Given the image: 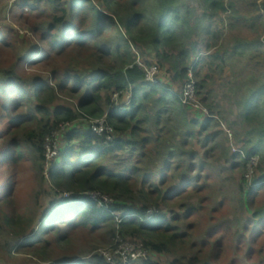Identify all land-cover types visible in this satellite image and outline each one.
<instances>
[{
  "label": "trees",
  "instance_id": "trees-1",
  "mask_svg": "<svg viewBox=\"0 0 264 264\" xmlns=\"http://www.w3.org/2000/svg\"><path fill=\"white\" fill-rule=\"evenodd\" d=\"M189 1L0 0L2 12L10 10L26 31L0 29V116L14 130L0 161L32 163L39 188L49 184L45 192L52 200L36 226L31 207L16 215L8 211L14 205L3 199L8 186L0 183L6 263L109 264L101 251L116 247L120 236L140 243L150 264L169 256L163 264H264V209L257 207L264 202V176L258 177L264 144V0H193L202 8L201 19H194L197 10ZM195 21L194 29L215 40L208 49H216L198 61L199 71L192 67L196 48L192 44L187 53L185 45ZM220 25L234 40L226 58ZM237 56L249 81L263 83L248 93L244 114L248 123L261 124L254 131L258 142L249 138L241 153L226 160L229 170L242 171L237 199L247 216L242 222L228 218L230 200L211 198L215 179L209 161L219 134L211 132L217 124L200 112L189 119L178 94L191 81V71L200 96L207 88L204 70L216 67L223 73ZM140 60L146 68L173 72L176 87L147 82ZM29 61L31 72L24 67ZM97 120H105L111 132L95 133L91 122ZM64 124L70 127L62 131ZM57 133L60 156L50 162L48 182L44 146ZM255 157L259 166L250 187L244 174ZM150 211L155 213L148 219ZM113 213L123 218L120 225Z\"/></svg>",
  "mask_w": 264,
  "mask_h": 264
},
{
  "label": "rangeland",
  "instance_id": "rangeland-1",
  "mask_svg": "<svg viewBox=\"0 0 264 264\" xmlns=\"http://www.w3.org/2000/svg\"><path fill=\"white\" fill-rule=\"evenodd\" d=\"M12 3L13 2H11L10 4L12 5ZM189 3L191 10H197L195 12L196 15L194 16V19H201L203 14L201 6L193 0H190ZM3 7L4 5H1L0 7V29L2 30L3 25H7L10 27L12 26L21 34L26 33L25 29L15 21L13 15L10 13V10H7V12H2ZM111 14L114 15V13ZM217 19L219 20V18ZM196 23L197 22L195 21L192 24V29L194 31L192 32L190 39L186 42L185 45H187V53H190L191 47H193L194 49L196 48V53H198L199 55L196 58L195 56L192 58V61L196 60V63L194 62V64H192V67L195 69V71H199L201 66L198 65V61L206 58L207 54L213 55L216 49L213 47L210 48V50L208 49V46L214 45L215 40L210 36H207L205 31L194 29L196 28ZM218 27L223 31L224 39L227 41L225 42V44L220 45L221 49H224L223 52L225 53L226 48L232 45L234 42L233 36L231 32L225 28V26L220 25ZM169 53L172 52L169 51ZM26 56L28 55L26 54ZM224 56L226 58L227 54L225 53ZM7 59L9 58L7 57V55H5L4 60H6V62H8ZM141 60L139 61L140 64H142ZM228 63L229 62H227V64ZM24 67L25 70L30 69L32 67L30 61L25 64ZM32 70L33 69H30L27 72H31ZM52 70L53 68L51 69V71ZM204 71L205 75L208 72L206 78L207 88L204 91H200L201 95H197L196 101L197 104L201 105V110L206 111L207 115H204L205 113L203 111L194 110L191 105H187L186 114L189 119L196 120V118H199L197 113L200 112V114H202L201 117H212L217 124L216 127L212 128L211 132V134L219 133L218 138L216 139L217 148L214 151V157L213 159L210 158L209 161V163L213 167L212 171L215 179L212 187L213 191L211 198L214 200V202L223 198H227V200H230L231 210L227 211L228 218L242 222L247 217L239 210L237 201L239 196L238 187L242 181V171H239V169H235L233 171L229 170L230 163H226V160H230V155L237 154L235 152L236 149H241L240 151H242L244 145H247L249 138H252L258 142L257 132L255 133L254 131L260 130L261 124L258 120L251 124L248 123L244 118V114L246 112L245 103L247 104L246 100L248 93L251 91H255L256 88H260L263 83L249 81L248 70L245 64L241 61V58H239L238 56L232 63H229L227 65L223 73H221L220 70L216 67H214L213 70L206 69ZM36 73L39 74V72ZM45 75L48 76L49 73H46ZM172 77L173 72H169L167 68H165L163 71L157 68L153 79L157 82H159L160 80L161 82H164V84H169L170 87L173 88V86L176 87L177 84L175 82H172ZM203 77L204 76H202L201 79H203ZM178 94L181 95L180 92H178ZM114 99L118 100L116 96H114ZM64 100L68 99L64 97ZM6 122L8 123V120L3 116H0V157L2 155L1 153L5 150V143L8 139L7 136L14 132L13 129L6 126ZM194 144L196 145L197 150H199L203 155L204 151L201 149V146L198 145L199 143L194 142ZM59 156L60 150L59 155L54 160H56ZM260 157L263 162L261 166L262 170H260L258 174L259 178L264 176V144L262 145V153L260 154ZM1 160L0 183H5L9 188H6L5 191L2 190V195L4 196L3 199H9L10 202H12L14 205V209L12 211H8L16 215L18 211L25 212L29 207H31L37 212L36 216L34 217V219H37V226L38 220L44 214V211L49 208L52 201L51 197L45 192V190L49 188V184L46 183V186H43L42 189L39 188L37 184L39 181V175L37 169L33 167L34 165H32V163H29L28 161H15L6 163V159ZM44 163V176L46 181L49 182V169L51 166H49L50 163L46 159V153ZM255 173L256 171H254L253 175L250 176L248 175L246 170V173L244 174V178L246 179L250 187L253 184L252 182ZM262 194L264 195V190H262L260 196ZM35 195L37 197H35ZM257 207H261L264 209V202H260ZM7 240V231L3 228V232H0V264H8L4 261V253L2 251V245H4ZM12 255L17 256V258L21 256H19L15 251H12ZM167 258L170 260L171 257L169 256L158 258V260L161 264H163L166 263Z\"/></svg>",
  "mask_w": 264,
  "mask_h": 264
},
{
  "label": "built area",
  "instance_id": "built-area-1",
  "mask_svg": "<svg viewBox=\"0 0 264 264\" xmlns=\"http://www.w3.org/2000/svg\"><path fill=\"white\" fill-rule=\"evenodd\" d=\"M141 67H144L146 74H147V82H151L157 84L158 82L153 79L157 68L151 67L146 68L143 64H140ZM152 77V78H151ZM190 82L186 85L185 89L182 91L180 97V101L183 106L187 107V105H191L194 110L196 111H203L201 110L202 107L200 104H197V87L196 81L194 80L193 73L190 71L189 74ZM117 97V95H116ZM206 114V111H203ZM92 129L98 135H103L106 133L111 132V128L107 126L105 120H97L91 122ZM70 124H64L61 126V130L65 131ZM60 133L54 134L53 137L47 138L44 146V150L46 153V159L50 163L59 155L60 150ZM107 141L111 142L112 137L108 134L106 136ZM236 153H241L240 150L236 149ZM50 166V164H49ZM259 166V157H255L250 160L247 165V173L248 175L252 176L254 171ZM93 196L95 200L99 199V195H90ZM107 204H112L113 201L110 198H103ZM103 206V203H102ZM154 211L149 212L148 219H151L154 215ZM113 216L117 218V222L120 225L122 222V218H120L116 213H113ZM101 255L106 259L109 264H150V256L147 250L143 248L140 243L132 242V241H124L120 236L116 238V247H112L106 250H102Z\"/></svg>",
  "mask_w": 264,
  "mask_h": 264
},
{
  "label": "clouds",
  "instance_id": "clouds-1",
  "mask_svg": "<svg viewBox=\"0 0 264 264\" xmlns=\"http://www.w3.org/2000/svg\"><path fill=\"white\" fill-rule=\"evenodd\" d=\"M209 118H212V117H209ZM123 219V218H122Z\"/></svg>",
  "mask_w": 264,
  "mask_h": 264
}]
</instances>
